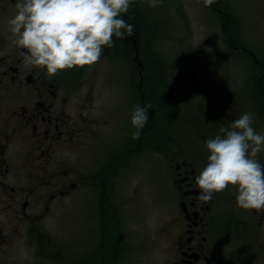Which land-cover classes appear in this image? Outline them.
<instances>
[{"label":"flooded vegetation","instance_id":"obj_1","mask_svg":"<svg viewBox=\"0 0 264 264\" xmlns=\"http://www.w3.org/2000/svg\"><path fill=\"white\" fill-rule=\"evenodd\" d=\"M16 2L0 0V264H125L135 241L124 207L140 196L139 186L126 196L137 178L125 177L137 174L141 140L155 139L157 105H168L171 94L163 84L158 92L156 69L152 85L141 80L135 32L113 37L110 52L126 66V84L117 90L99 92L79 68L47 77L25 66L8 24ZM121 18L131 24L128 13ZM136 105L149 106L139 139L130 121ZM180 159L147 184L160 181L168 196L160 205L169 207L160 233L168 246L164 264H253L264 212L240 209L236 186L198 200L195 177L203 169ZM155 162L150 158L148 175ZM66 217L79 226L63 229Z\"/></svg>","mask_w":264,"mask_h":264},{"label":"rangeland","instance_id":"obj_2","mask_svg":"<svg viewBox=\"0 0 264 264\" xmlns=\"http://www.w3.org/2000/svg\"><path fill=\"white\" fill-rule=\"evenodd\" d=\"M137 1L147 14L146 28L134 27L141 80L152 85V70L159 67L163 85L172 98L168 105H157L155 139L141 140L139 170L125 177L129 182L134 175L137 178L132 186H125L130 190L126 196L132 193L133 186L140 188L134 204L124 207L135 241L129 244L125 264H164L168 246L162 235L169 207L164 209L160 205L168 196L163 193L160 181L155 179L156 185L148 186L149 177L159 175L160 168L167 172L170 163L176 164L180 158L193 160L203 169L210 155L205 141L220 135V126H228L242 113H251L252 126L264 135V90L260 89L264 86V0H231L230 10L238 18L240 42L236 48L227 41L220 18L205 7L203 0H162L155 8L149 6L148 0ZM130 22L134 25L132 19ZM239 46L255 52L261 65ZM112 49L105 47L96 64L79 68L84 78L92 77L99 92L107 88L117 90L115 86L126 84L125 62L120 63L118 57L114 59ZM118 100L119 97L114 99ZM145 152H150V156ZM166 154L169 159L174 158L173 162L167 161ZM258 157L264 165V152ZM150 158L154 162L156 159V168L148 175ZM229 190L230 186L221 193ZM108 213L111 214L110 209ZM62 223L66 231L74 223L79 226L70 217ZM255 237L258 243L253 264H264V230ZM248 243L252 245L253 238Z\"/></svg>","mask_w":264,"mask_h":264},{"label":"clouds","instance_id":"obj_3","mask_svg":"<svg viewBox=\"0 0 264 264\" xmlns=\"http://www.w3.org/2000/svg\"><path fill=\"white\" fill-rule=\"evenodd\" d=\"M134 0H17L16 14L8 21L13 43L23 49L25 66L40 69L55 77L65 69L96 64L105 47H113L116 38L133 35L134 25L126 14ZM211 7L216 0H203ZM158 7L162 0H148ZM139 139L149 121V106L136 105L130 118ZM254 117L245 112L228 126H220V135L205 141L210 155L195 177L198 200L207 203L214 193L236 186L237 206L245 211H264V165L257 159L264 152V135L252 126Z\"/></svg>","mask_w":264,"mask_h":264},{"label":"trees","instance_id":"obj_4","mask_svg":"<svg viewBox=\"0 0 264 264\" xmlns=\"http://www.w3.org/2000/svg\"><path fill=\"white\" fill-rule=\"evenodd\" d=\"M231 7V0H216V2L210 7L211 11L216 14L221 22L223 29L226 34L227 41L232 46V48L238 47L237 44L240 42L239 39V32H238V25H237V17L233 11L230 10ZM129 17L133 20V23H138L139 28L142 30L147 26V14L144 9H141L139 6V2L132 3L129 7ZM157 85H158V92L160 91L161 87L160 84L164 83V78L162 75V71L159 67H157ZM157 94L159 95V93Z\"/></svg>","mask_w":264,"mask_h":264}]
</instances>
